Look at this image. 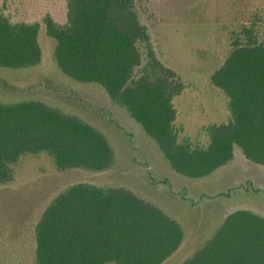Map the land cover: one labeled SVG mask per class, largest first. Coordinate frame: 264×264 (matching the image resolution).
<instances>
[{"label": "trees", "instance_id": "trees-1", "mask_svg": "<svg viewBox=\"0 0 264 264\" xmlns=\"http://www.w3.org/2000/svg\"><path fill=\"white\" fill-rule=\"evenodd\" d=\"M66 16L63 23L50 14L42 22L13 21L0 7V66L38 65L44 25L56 40L57 68L102 86L177 173L208 176L234 159L236 146L247 161L264 165V12L241 24L209 75L228 97L230 118L203 125L194 137H181L175 123L174 98L187 83L159 56L139 0H67ZM43 153L60 170L97 172L109 170L116 156L107 135L78 115L39 98L0 100V185L14 179L12 166L23 155ZM241 185L246 200L264 202V188L252 180ZM184 237L176 218L130 188L76 182L55 195L37 221L35 264H162ZM180 264H264V215L249 208L227 213Z\"/></svg>", "mask_w": 264, "mask_h": 264}, {"label": "rangeland", "instance_id": "rangeland-1", "mask_svg": "<svg viewBox=\"0 0 264 264\" xmlns=\"http://www.w3.org/2000/svg\"><path fill=\"white\" fill-rule=\"evenodd\" d=\"M139 3L159 56L181 72L187 83L174 98L180 136L194 137L203 125L228 121V97L210 82L209 75L225 59L241 24L253 12H264V0ZM0 7L13 21L42 22L46 14L60 23L67 19V0H0ZM38 38L42 49L38 65L0 66V100L39 98L78 115L107 135L116 156L109 170L97 172L60 170L46 153L23 155L12 166L14 179L0 185V264H35V225L52 198L76 182L130 188L176 218L185 237L162 264H180L191 256L235 209L249 208L264 215V202L246 200L240 194L247 180L264 188V165L247 161L236 146L234 159L208 176L177 173L155 141L112 102L102 86L76 81L57 68L56 40L44 25ZM228 189H234L230 197L221 195Z\"/></svg>", "mask_w": 264, "mask_h": 264}]
</instances>
